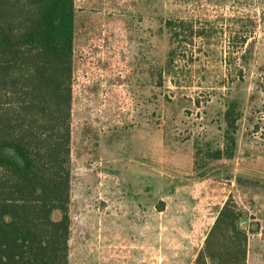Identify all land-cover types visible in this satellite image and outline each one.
<instances>
[{"label": "rangeland", "instance_id": "obj_1", "mask_svg": "<svg viewBox=\"0 0 264 264\" xmlns=\"http://www.w3.org/2000/svg\"><path fill=\"white\" fill-rule=\"evenodd\" d=\"M74 9L100 34L73 52L68 264H193L229 197L264 264V0Z\"/></svg>", "mask_w": 264, "mask_h": 264}, {"label": "trees", "instance_id": "obj_2", "mask_svg": "<svg viewBox=\"0 0 264 264\" xmlns=\"http://www.w3.org/2000/svg\"><path fill=\"white\" fill-rule=\"evenodd\" d=\"M80 19L74 0H0V264H68L73 52L100 34ZM232 133L214 159L232 157ZM242 219L229 197L193 264H246Z\"/></svg>", "mask_w": 264, "mask_h": 264}, {"label": "water", "instance_id": "obj_3", "mask_svg": "<svg viewBox=\"0 0 264 264\" xmlns=\"http://www.w3.org/2000/svg\"><path fill=\"white\" fill-rule=\"evenodd\" d=\"M243 223H245V220L244 219L241 220V224H243Z\"/></svg>", "mask_w": 264, "mask_h": 264}]
</instances>
